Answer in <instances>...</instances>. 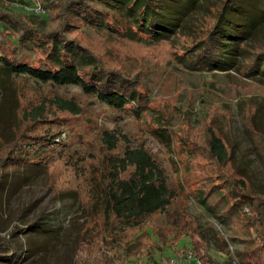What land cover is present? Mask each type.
I'll use <instances>...</instances> for the list:
<instances>
[{"label": "rangeland", "instance_id": "rangeland-1", "mask_svg": "<svg viewBox=\"0 0 264 264\" xmlns=\"http://www.w3.org/2000/svg\"><path fill=\"white\" fill-rule=\"evenodd\" d=\"M71 1L0 0V55L11 57L19 19L33 30L20 58L49 67L46 36L63 31L96 66L132 80L135 99L117 111L77 85L42 83L0 69V264H11L2 255L13 249L22 251L16 264H165L193 250L190 240L203 264H264V82L240 68L192 67L194 44L212 22L203 12L192 9L178 34L149 44L77 20L67 11ZM211 1L218 2L203 3ZM242 5L257 22L244 41L250 54L264 43V15L252 0ZM94 7L109 20L118 18L108 8ZM38 112L37 121L29 119ZM45 132L53 134L51 143L40 137ZM210 132L232 150L235 167L255 191L239 189L240 176L231 166L211 158ZM106 135L116 139L114 148ZM32 137L51 149L34 152L37 164L21 165ZM127 149L147 151L174 193L163 211L130 230L91 207L95 191L113 182L112 160ZM244 193L248 198L228 212ZM220 211L228 219L217 218Z\"/></svg>", "mask_w": 264, "mask_h": 264}, {"label": "trees", "instance_id": "trees-1", "mask_svg": "<svg viewBox=\"0 0 264 264\" xmlns=\"http://www.w3.org/2000/svg\"><path fill=\"white\" fill-rule=\"evenodd\" d=\"M244 1L246 0H218L217 3L214 1L203 3V0H72L67 11L77 20H84L95 26L104 25L122 38L136 42L146 41L149 44L169 40L172 35L178 34L180 31L177 30L181 28L183 18L189 12L193 10L203 12L202 15H205V18L210 16L212 22L211 26L203 31V38L194 44L193 53L196 54L195 60H192V67L200 71L234 69L240 72L244 69L246 77L264 82V43H257L260 48L250 54L247 44L244 43L253 35L257 23L254 17L247 13L245 5H242ZM252 1L256 4V8H260V15H264V0ZM94 4L108 8L116 13L118 18L109 20L108 15L94 7ZM16 22L21 25L20 35L14 40L11 57L0 55L2 71L57 86L77 85L85 94L94 95L98 101L117 111L123 110L135 99V84L132 80L119 72L96 66L92 60L93 56L88 55L82 46L63 38V31H54L46 36L51 43L49 67H33L24 62L19 56L20 50L33 35V30L26 27L19 19ZM59 106L70 107L68 104L66 107L63 104ZM72 110L74 113H79L75 106ZM39 115L40 112L30 114L29 119L37 121ZM153 135L161 134L155 131ZM52 136L51 132H45L40 137L46 143H51ZM106 137L111 139L110 149L114 148L116 139L108 135ZM261 139L264 142V136ZM30 143L33 146L30 147L29 154L24 150L20 151L25 153V156L19 160L21 165L37 164L39 158L34 152H47L51 149L46 148V143L34 137L25 142L27 145ZM207 144L211 158L222 166L230 165L240 176L239 189L255 191L248 184L247 178L235 167L232 150L228 149L215 133L210 132ZM15 159L14 157V161ZM112 161L114 162L112 167L115 169L113 182L107 184L103 190L99 188L95 191L92 211L99 207L105 217H112L121 224L122 229L130 230L138 227L146 217L163 211L169 205L174 193L166 183L162 168L147 151L127 149L123 156L116 157ZM119 173L126 175L118 178ZM228 188L232 187L228 185ZM227 191L232 193V190ZM237 195V199L231 205H228V202L224 203L228 205V212L243 203L241 202L243 196L248 198L245 193ZM226 212L220 211L215 216L224 221L228 219ZM257 213L260 215L257 220L263 222L260 218L261 212ZM261 225L264 239V223ZM190 245L193 248L190 251L202 261L197 254L198 246L191 240ZM21 253L22 251L13 249L9 256H2L11 264H16L17 259L21 258L17 255Z\"/></svg>", "mask_w": 264, "mask_h": 264}, {"label": "built area", "instance_id": "built-area-1", "mask_svg": "<svg viewBox=\"0 0 264 264\" xmlns=\"http://www.w3.org/2000/svg\"><path fill=\"white\" fill-rule=\"evenodd\" d=\"M165 264H203L202 261L193 254L192 251L182 252L177 256L167 260Z\"/></svg>", "mask_w": 264, "mask_h": 264}]
</instances>
